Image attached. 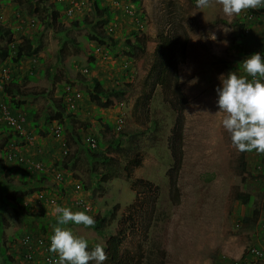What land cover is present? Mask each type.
Masks as SVG:
<instances>
[{"label": "rangeland", "instance_id": "374dc122", "mask_svg": "<svg viewBox=\"0 0 264 264\" xmlns=\"http://www.w3.org/2000/svg\"><path fill=\"white\" fill-rule=\"evenodd\" d=\"M80 1V11L68 16L62 7L68 0L46 2L49 10L43 2L44 7L36 12L28 0H0V23L13 30L8 41L0 35V48L11 44L9 55L0 57V76L2 68L10 70L4 83L0 77V102L25 117L26 134L32 137L17 143L15 149L22 150L15 151L14 160L8 161L14 182L6 180L0 170L2 241L9 250V264H40L35 260L44 250L34 243L36 255L28 258V248L20 244V236L32 231L49 237L58 205L84 210L76 206V194L66 187L71 180L91 187L87 189L92 206L88 212L94 216L95 225H71L88 239L89 248L97 242L105 243L112 234H121L120 222L125 213L123 249L139 254L140 264H228L250 246L264 248V153L244 151L247 170L242 172L236 167L241 152L223 128V113L217 112L216 104L219 75L237 70L238 62L250 52L246 39L237 36L242 31L239 17L243 11L228 16L217 0H211L204 9L197 8L195 0H120L108 3V10L103 8L106 0H99L96 9L95 0ZM128 6L133 13L128 12ZM46 12L49 19L43 18ZM42 22L46 23L43 31ZM65 23L70 28L67 32L61 31ZM111 25L115 28L112 36L122 40L119 46L110 48L88 37L90 32H108ZM173 28H178L182 37L183 28L187 32L183 38L187 41L185 61L177 66L178 84L185 98L180 105L179 94L163 88L153 70L158 37ZM133 30L141 34L131 36ZM22 34L38 40V51L15 62L12 58ZM72 36L81 46L79 53L69 38ZM66 39L67 48L62 46ZM124 39L128 44L130 39L145 42L146 47L137 55L125 54ZM82 76L101 81L92 87L96 92L108 93L129 84L128 93L112 108L99 107L85 86L72 84ZM193 80L196 82L190 83ZM69 87L82 93L75 110L66 106V116L71 113L73 117L63 123L65 131L70 124L80 135L81 149L73 169L71 161H63V141L52 133L57 121L48 117L51 105L61 96L65 98ZM16 88L29 95L23 97ZM14 96L15 101L25 98L24 102L15 104ZM120 114H124L121 130L126 137H122L120 147H115L111 140L118 135L116 122ZM99 116L105 124L110 123V130L98 121ZM89 135L99 144L93 152L103 151L115 158L110 162L118 166V174L109 181H101L92 172L89 148L84 143ZM15 137L0 128V153L6 154ZM38 161L44 169L35 167ZM59 171L68 172L65 192L56 185L59 180L55 173ZM44 172L49 180L44 189L57 198L54 205L11 184L19 185L22 179ZM51 184L56 185L54 189L48 188ZM241 190L250 193V203L239 200ZM136 200L140 210L133 209L130 215L141 218L136 216L133 221L128 219L127 210ZM254 206L260 210L258 220L245 222L243 218L252 215ZM246 264H264V258L250 259Z\"/></svg>", "mask_w": 264, "mask_h": 264}, {"label": "trees", "instance_id": "16d2710c", "mask_svg": "<svg viewBox=\"0 0 264 264\" xmlns=\"http://www.w3.org/2000/svg\"><path fill=\"white\" fill-rule=\"evenodd\" d=\"M49 1L50 0H28L27 4L29 6H32V7L34 6L33 7L34 12H36V11H38V9H41L44 6H45L46 10H49L50 6L48 4H46V2H49ZM95 1H93V5H95L94 8L96 9V5H97L99 0H95ZM43 2H44V6L41 5ZM103 5H104L103 8L108 10V7H109V6H107L108 3L103 4ZM60 6H62V3ZM62 7L65 9V11L68 9L66 4H64ZM62 7H61V9H62ZM251 13H252V18L255 17V19L253 21L251 20L252 18L248 15ZM106 15H108V13H106ZM48 16H49V12H46V14L43 16V18L49 19ZM102 19H104L105 21L107 20L106 18H102ZM239 19H240V22L242 25V28H241L242 31H241V33H238L237 36L239 38H242L245 35L243 28L246 25L247 21L250 20V23H253V22L257 23L260 21H264V8H255V9L243 10L242 16H240ZM84 20L89 22V20H87L86 17L84 18ZM45 24L46 23H44V22L41 23V26H40L41 31H43L45 29V26H46ZM73 25H75V24H73ZM61 29H62L61 31H65V32H67V30L68 31L70 30L68 24L66 25V23L61 26ZM114 30H115V28L113 26H109L108 32L106 31V33H105L103 30L98 31L96 33L90 32L88 37L90 39L96 40L100 44L105 45V46L110 47V48L115 47L117 45L119 46L121 44L122 40L120 38H116V37L112 36ZM140 34H141L140 31H137V30H133L131 32V36H134L136 38H137V35H140ZM0 35H3L4 37H6L7 41H8L12 38L13 30H12V28L6 27L0 23ZM186 35H187V32L185 31L184 28H183V37L178 32V28H176V29L173 28L168 33H166V32L160 33V35L158 37V43H159L158 56L156 59V63L153 67V70L156 73L157 82L163 88L167 87L169 90H172L174 93H176V95L179 94V97L181 99L178 102L179 105H180V103L181 104L184 103L183 101H185V98L182 96L183 94H182L181 88L178 84L179 75H178V71H177V68H178L177 66L180 63L185 61L187 41L186 40L183 41V38ZM143 36H144V39H148V38H146L145 34H143ZM69 38H71V40L75 43V46L77 47L76 53H79L81 50V46L74 41L75 40L74 36L69 37ZM20 39H21L20 42L17 44L15 57L12 58V60L15 62H19L20 59H22L24 56H30V55H32L38 51V40L37 39L30 37L28 34L20 35ZM130 40H131V42H129L130 44H128L127 39L123 40L125 42V47L122 48V51H124L125 54L137 55L139 51H143L144 48L146 47L145 42H138V41L132 42V39H130ZM68 43H69V40L66 39L63 41L62 46L67 48ZM9 51H10V45H9V43H6L5 45H3L0 48V57L6 58L9 55ZM61 53H63V52L60 51V54ZM59 57H60V61H62L61 55H59ZM91 79H92V81L89 80L88 78H85L84 76H82L80 78V80H78V78H77V80L72 81V84L75 86L78 85L81 88H83L85 86V90L88 91L93 102L99 107H102V108L113 107L114 104L117 102V100L125 97L128 93V89L126 88V86L129 84H124V86L121 88H113L108 93L96 92V91H94V89H92V87L94 88L96 85L101 83V81L98 80L97 78H94V77ZM16 89H17L18 93H22L24 95L23 97H26L29 95L28 93H25L24 91L20 90L19 88H16ZM23 97L19 98L18 101H15L16 97L14 96L13 100H14L15 104H17V102H19V101L24 102L25 98H23ZM64 101H65V99L61 96V98L56 100L54 102V104L51 105L52 109L50 110L49 115H48V117L51 121L56 120V121H59L63 124L66 120H69L71 117H73L72 116L73 114H71V113H68L66 116V106L67 105H66V101L65 102ZM171 101H173V99H171ZM176 105H177V102L175 104V107H176ZM97 119L101 124H103V126L106 129L110 130V128H111L110 123L105 124L104 122H102V119L100 118V116ZM7 131L9 132V135L13 134L12 128L7 127ZM47 131H45L44 133H46ZM117 133H118V135H115L116 138L112 139L111 142L113 143V145L115 147H120L122 137H126V133L124 130H121V129L118 130ZM79 137H80L79 133L77 131H75L70 124L69 125L67 124L66 131H64V135H63V141H64V145H65V152H64L65 156L63 158V161H65V162L71 161L70 166L72 167V169L74 168L73 162H74L75 158H77V156H78V153L80 151L79 149H81V146L79 144V141H80ZM77 144L79 145V147ZM88 148H89L88 152H90V154H88V156L92 162V165H91L92 172L95 173V175L99 176V179L101 181H105V182L109 181L113 176L118 174V166L111 164V162H110V161H113L115 159L113 154L108 155V153H106V152H105V154H103V151H98V153H95L92 151L91 147H88ZM237 159H238V162H237L236 167L239 168L240 171L245 172L247 170V161H246L245 152H241ZM6 161L7 160L5 159L4 154L0 153V170H2L4 172V176H5L6 180H11L12 178L10 176H12L11 175L12 170H10V168H8L9 166L6 164ZM62 172L64 173L63 174L64 177L62 180L59 181V184L56 183V185L59 186L60 190L65 192V186L64 185H65V180H67L66 175L68 172H65V171H62ZM72 179L74 180L76 178H72ZM78 181L82 185L83 191L86 192V191H88L87 189L91 188L90 186L88 187V185L86 186L84 182H82L80 180H78ZM11 182H14V180H11ZM20 182L21 183L19 185L14 184V183H11V184L14 186L15 189L21 188L23 193L27 194L30 192H35L37 190H42V189L46 188L48 186L47 182H49V180H48V176L44 172L43 174H38L32 178L22 179V181H20ZM139 182H141L140 179H139ZM56 185L51 184L48 188L54 189ZM132 186H133V189H135L137 191L136 184H134V181L132 182ZM66 187L75 191L76 190V183L75 182L73 183L71 180V182L69 184H67ZM238 198H239V200H241L244 203H250L252 201V196L250 195V193L247 190H241ZM12 199L16 200L15 197H12ZM136 202H137V200L133 204H131L127 210L129 213L128 219L133 220V221L136 220V216L141 218V216L138 214L137 215L134 214L135 217H133V218L130 215V211L134 212L133 209H139L140 210V208L137 207ZM139 210H137L136 213H138ZM17 213H18V211L16 210V214ZM259 216H260V210L257 206H254V209L252 211V215L251 216H245L243 219L245 220V222H253V221L255 222L256 220H258ZM126 219H127V216L125 213V214H123V217H122L121 222H120L121 234H117V233L112 234L105 241V244L107 245V247L105 249L106 253H107V259H106V261L103 262V264H140L139 254H133L131 249H123V245H122L123 235H122V233L124 234V232L126 230L124 229V227L122 225L125 223ZM139 221H141V220H139ZM29 232L33 233L32 231H29ZM29 232H25V233H29ZM2 234H3V223H2V220L0 219V255L2 258V263L3 264H9V263H11L10 256H9V250L6 247V245L4 244V242L2 241ZM33 234H35V233H33ZM23 235H22V237H23ZM22 237L20 236V238H22ZM38 249H43L44 251L42 253V257L38 258V260H35V261L39 262L40 264H50V263L42 260L43 257L45 256V254H47V250H45L44 248H41V247H38ZM35 255H36V252H35V254L32 253V257ZM137 256H138V258H137ZM32 257H30V258L32 259Z\"/></svg>", "mask_w": 264, "mask_h": 264}, {"label": "clouds", "instance_id": "9594fccd", "mask_svg": "<svg viewBox=\"0 0 264 264\" xmlns=\"http://www.w3.org/2000/svg\"><path fill=\"white\" fill-rule=\"evenodd\" d=\"M210 2L211 0H195V5L199 9H204L210 5ZM217 2L222 6L223 13L228 16L239 15L243 10L247 9L264 8V0H217ZM68 5L69 4L67 3V8ZM80 9L75 11L73 15L76 12H79ZM66 14L68 15L67 10ZM249 22L250 21H247L243 28L245 35L251 32ZM246 27L249 29L248 32H245ZM9 45L11 47V44ZM4 68H2V71ZM7 79L2 80L1 78V82L4 83ZM218 79L220 83L215 89L217 94L216 104L218 105L217 112L223 113L221 123L223 128L230 134L232 145L240 152L255 150L259 153H264V52L256 51L246 55L238 62L237 70H229L226 73H221ZM195 82V80L190 81V83ZM1 103L3 102H0V104ZM68 110L71 109L68 108ZM11 112L15 115L21 116L20 114L14 113L12 110ZM22 117L24 116L22 115ZM121 117L123 119L121 128L123 127L124 114H120L116 122L117 128L119 118ZM57 124L62 127V137H59V139L63 141L65 131L64 125L59 121L56 122L55 126ZM24 125L25 130L23 133H20L14 128L9 127L6 123H0V128L5 129L8 134L7 127L12 128L13 133L17 136L9 143L8 151L4 155L7 160L6 164L9 163L8 161H12V159L14 160L15 151L19 153L15 149L17 143L32 138L26 134V121H24ZM55 126L53 127L52 133H54ZM121 128H118V130ZM88 137H92L96 140L97 147L94 148L87 143L86 140ZM84 143L92 149H97L99 146L97 139L92 135L87 136L84 139ZM35 167L40 169L45 168L41 161L35 162ZM39 171L41 172V170ZM57 180L59 179L57 178ZM76 182L79 181L76 180L75 183ZM50 192L49 189H44L30 193H34L37 198L45 199L47 201L48 198L53 197L52 195L47 194ZM87 193V191H83L82 195L85 197V201L91 206L90 201L87 199ZM81 208L84 210L74 211L70 207L59 205L55 208V212L57 213L56 223L52 226L50 236L47 237L44 235L50 241L48 250L55 254L53 264H89L90 261H94L95 264H103V262L106 261L107 253L105 249L107 245L103 242H97L94 246L89 248L88 239L84 235L75 231L71 226L73 224L83 225L85 227L95 225L96 221L94 216L88 212L92 210V206L90 209H85L84 207ZM31 249H33L32 252L35 254L36 248L31 246ZM244 255L245 252L241 257H244Z\"/></svg>", "mask_w": 264, "mask_h": 264}, {"label": "built area", "instance_id": "2783aa9c", "mask_svg": "<svg viewBox=\"0 0 264 264\" xmlns=\"http://www.w3.org/2000/svg\"><path fill=\"white\" fill-rule=\"evenodd\" d=\"M68 1H69L68 3L69 5H68L67 13L68 15H73L75 11L81 8L82 2L80 0H68ZM106 1L107 3L115 4V3H118L120 0H106ZM127 9H128V12L133 13V9L130 6H128ZM248 15L252 18V13ZM254 19L255 17H253L251 20L253 21ZM248 31L249 29L246 27L245 32H248ZM9 73H10L9 69L4 68L1 74L2 80L7 79L9 77ZM80 97H81L80 91H78L76 88L73 89L69 87L65 95V101H66L67 107L71 110H74L77 105L76 103L77 99H79ZM24 121H25L24 117L13 114L5 103L0 104V123H6L9 127H12L18 132L23 133L25 130ZM122 122H123V119L121 117L119 118V121H118V128H121ZM54 133L58 137H62L61 125L57 124L55 126ZM86 141L90 146L94 148L97 147V142L94 138L88 137ZM56 177L60 181L63 179L64 175L61 171H59L56 173ZM82 192H83L82 185L79 182H76V190H75L76 196L74 198L76 205L84 207L85 209H90L91 206L89 203L85 201V197L82 195ZM56 200H57L56 197L55 198L51 197L47 199V201L51 203L52 205L56 203ZM33 243H36L38 247H41L47 250V254H45L42 260L50 264H53V260L55 259V254L48 251L49 243H50L49 239L41 234L35 235L31 232L25 233L23 237L21 238L20 244H23L28 248L27 256L29 258L32 257L33 252L30 249H31V246L34 247ZM257 257L264 258V248L257 246V245H253L247 249L244 257H237V258L231 259L228 264H246L248 260L252 258H257Z\"/></svg>", "mask_w": 264, "mask_h": 264}, {"label": "crops", "instance_id": "0c3cea01", "mask_svg": "<svg viewBox=\"0 0 264 264\" xmlns=\"http://www.w3.org/2000/svg\"><path fill=\"white\" fill-rule=\"evenodd\" d=\"M249 25H250L252 33L250 32L249 34L244 35V37H242L243 39H246L245 40L246 46H247L248 50L250 51L248 54L255 52V50L253 51V49H255V48L257 49V51L264 52V21H260L257 23L253 22V23H250ZM238 33L239 32H237V34ZM248 54H245V55H248ZM42 149H47V148L42 147ZM18 150H22V149H18ZM43 152H45V150H43ZM39 153L41 154L42 151L38 152L37 154H39ZM253 240H256V237L253 238ZM255 245H257V244H255ZM252 259H255V258H252Z\"/></svg>", "mask_w": 264, "mask_h": 264}]
</instances>
